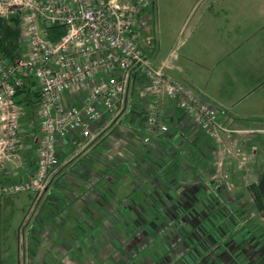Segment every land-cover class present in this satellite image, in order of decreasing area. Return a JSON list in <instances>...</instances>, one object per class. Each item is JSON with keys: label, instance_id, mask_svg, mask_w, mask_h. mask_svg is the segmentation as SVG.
Wrapping results in <instances>:
<instances>
[{"label": "rangeland", "instance_id": "rangeland-1", "mask_svg": "<svg viewBox=\"0 0 264 264\" xmlns=\"http://www.w3.org/2000/svg\"><path fill=\"white\" fill-rule=\"evenodd\" d=\"M157 1L160 34L155 35L154 40H160L163 47L167 49L178 47V52H183L193 43L210 56L213 52L216 53L215 47L239 49L234 57L219 60L222 66L220 69L225 73L223 76L225 94L228 95V103L231 104L229 116L239 118L241 124L246 127L264 129V0H240L241 17L239 25L235 27L234 35L233 31L214 35L199 34L198 36L205 40L204 45L208 47L203 46L200 39V43H195L190 37L192 16H196L194 12H191L190 7L198 2L197 5L200 7L195 9H200L204 6V0ZM150 34L153 35V33ZM212 43L215 47L209 49ZM17 100H23L20 94ZM34 108L26 110V117L20 121L21 126H27ZM123 117L124 114L121 112L104 130L94 135L92 140L95 142L110 130L120 134V138L113 139L114 155L119 159L124 157L121 150L123 133H128L127 130H129L119 128L122 127ZM221 138L219 152L222 155L231 156L232 160L224 161L223 167L226 171L219 174L222 177L231 170L236 172L235 178L225 179L232 184L234 182L233 186L235 185L229 192L223 189L224 192H216V186L212 188L211 183L222 185L221 177L206 178L203 174L197 173L195 180L191 175L183 180L177 178L180 186L176 191L172 190L175 193L173 195L166 192L168 189L165 188L170 189L167 179H161L160 182L165 187L163 192H166L161 196H165L166 199L171 197L172 201L163 199V204H160L157 212L155 209L145 210V213L139 210V213L149 220L150 213L156 212L160 220L155 225H149L147 222L144 224L140 219L141 222L135 221L131 226L126 225L119 218L117 208H120L118 206L120 201L115 196L113 199L106 200V204H101L103 201L96 196L97 194L93 196L85 191L81 194L76 192L81 187L89 189L85 183L90 172H85L87 175L86 179L83 178L82 184L73 174H71V180L68 179L67 182L60 180L63 171L66 172L70 166L74 168L78 156L93 144L84 141L86 145L81 150L78 149L73 157L68 158L64 165L60 164L52 169L50 180L40 197L36 198L31 193H20L0 200V264H264V216L262 214L264 211H260L255 205L248 190L250 185H257L264 171V133L243 136L240 141L246 144L239 148L240 152H236L224 136ZM113 162L116 165L118 161L115 159ZM7 167L10 168L12 165L8 163ZM129 172L132 175V171L129 170ZM238 173L240 175H237ZM139 178L136 183L142 185ZM127 181H129L128 175ZM178 182L172 183V187ZM56 184L61 189L67 188L65 190L73 192V195L69 194V199L62 201L63 204L58 211L53 206H49L50 208L42 214L43 219L54 221V223L51 222L53 228L49 227L48 222L45 221L42 225L38 221L39 225H36V228L35 224L34 227H30L29 220L33 217L36 219L40 215L42 209L40 205L47 201L48 192ZM189 185L196 187L194 191L190 192L188 188H184ZM92 188L99 191L101 195L98 182ZM198 189L202 191L199 195ZM95 200L99 208L106 207L108 226L100 231V227H91L90 224L83 222L76 227L78 231L74 228L75 234L79 233L76 235L77 240L67 239L66 250H63L61 255L52 256L47 252V246L57 233L55 230L58 222L65 213L64 206L72 201L81 208H87L88 204H92ZM32 204L34 208L24 226H21ZM172 205L175 207L173 208ZM204 205L207 208H204ZM214 218H218L217 221ZM27 225L31 236L34 232L38 235L39 243L41 241L43 244L41 249L45 252L44 254L39 249V255L35 259L28 255L29 245L24 236ZM69 229L66 234L71 233V226ZM95 235H100L102 239L110 238L107 252L98 255L97 259L89 251L98 242V238L94 241Z\"/></svg>", "mask_w": 264, "mask_h": 264}, {"label": "built area", "instance_id": "built-area-1", "mask_svg": "<svg viewBox=\"0 0 264 264\" xmlns=\"http://www.w3.org/2000/svg\"><path fill=\"white\" fill-rule=\"evenodd\" d=\"M147 7L152 9L151 0H0V21L12 26L18 20L20 47L19 56L12 59L0 53V176L11 173L8 163L22 166L23 133L32 128L37 133L34 172L14 182L2 181L0 200L20 193L40 197L58 165L57 145L75 136L91 142L95 125L102 130L124 113L136 84L141 90L138 99L148 98L142 142L151 145L156 158L163 154L157 142L168 134L164 99L174 101L181 111L175 135L180 142L176 148L184 156L188 155V150L181 152L188 142L187 126L218 145L224 136L236 152L246 144L240 141L243 136L264 133V129H233L221 123L216 106L168 77L164 66L150 58L138 40L139 33L149 29ZM58 27L64 34L51 42L47 30ZM31 84L38 95L31 115L34 127L23 128L20 121L26 110L17 97L29 92ZM230 177V171L221 177V187L228 192L232 185L225 179ZM98 180L90 174L86 187H94Z\"/></svg>", "mask_w": 264, "mask_h": 264}, {"label": "crops", "instance_id": "crops-1", "mask_svg": "<svg viewBox=\"0 0 264 264\" xmlns=\"http://www.w3.org/2000/svg\"><path fill=\"white\" fill-rule=\"evenodd\" d=\"M151 2L153 5L152 9L149 10L147 7V11H145V16H148L146 27H149V29L147 32L141 31L138 36L140 45L150 58L156 64L164 66V72L168 77L190 87L194 92L216 106L220 113L218 118L221 123H229L230 128L233 129H260L246 127L241 124L239 118L235 119L229 116L231 104L228 103V95L225 94L223 78L225 73L220 69L222 66L219 60L234 57L239 52V49L235 47L233 49L215 47V44L212 43V46L209 45V49H212L211 47L214 46L216 53L213 52L210 56L206 55L200 47H197L196 44L193 43L189 45L186 50L184 49L183 52H178V47L171 49L163 47V43L161 44L160 40H154L155 35L158 33L160 34L158 1L151 0ZM203 2L204 6L200 9H195L196 7H200V5H197L198 2L190 7L191 12L196 14V16H192V24L190 25V37L193 39V42L200 43L199 41L201 40L202 45L206 46L204 45L205 40L202 37L200 38L198 36L199 34L214 35L231 33L233 31L234 35L236 30L235 27L239 25V19L241 17L240 0H204ZM150 33H153V35ZM147 36L152 37L150 42L146 41ZM31 88L29 94L26 93L21 95L22 98H26L24 102L27 103V106H24V111L30 110L35 106V102L33 104L29 102L32 101L31 99H36V97H34L36 88ZM139 91H141L140 84L134 85L123 113L124 117L121 121L122 127H119L130 130H127L128 133H123L124 140L122 141L123 143H121V146H123L121 150L124 157L119 159L114 155L115 149L113 139L120 138V134L114 133L113 131L111 132L110 130L95 142L91 141L93 144L87 147L85 152L78 156L79 158L74 164V168H72V166H70L71 168L69 167L68 170L66 168L67 171H63L60 179L61 181L67 182L68 179L71 178V174H73L77 176L75 177L78 178L82 184L83 178L86 179L87 174H85V172H90L97 176L99 178L98 187L101 195H99V191H96V189L92 188L88 189V191L85 187H81L79 191L76 192L81 194L85 191L93 196L97 194L96 196H99L100 200L103 201L101 204H106V200L113 199L115 196L120 201L118 204L120 208H117L118 216L128 226L133 225L135 221L141 222V220H143L144 224L147 222L149 225H155L158 220H160L156 212L160 208L162 200L166 199L165 196H161L165 188L160 182L161 179H167L170 189L165 188L168 189L166 192L174 195L175 193L173 191H176L180 186L178 180H183L189 175L195 180L198 175L197 173L203 174L206 178H219L221 177L219 173L226 171V168L223 167L224 161L231 159L229 155L220 154L219 145L214 140L210 139L202 132L192 130L188 126L185 128L188 142L181 148V152L188 150V155L184 156L180 153L176 148L180 142L175 133L181 118V111L171 99H164L163 101V121L168 127V134L157 142L163 154L160 158H156L151 145H146L142 142V138L145 137L142 130L143 120L145 118L144 105L148 102V99L147 102H143V100L141 102L137 97ZM73 103L78 105V101L76 100L73 101ZM105 117L108 118V114H106ZM28 124L34 127L32 119H29ZM28 124L25 127H28ZM100 132L101 127L95 125L93 127V133L98 135ZM36 135L37 133H35L33 128L23 133L22 150L20 153L22 166L20 168H16L13 165L10 168L8 167V170L11 171L14 176H12L11 173L7 178L0 176V182H14L25 173L31 174L34 172L36 164V146L33 140ZM84 145H86V143L78 136H75L71 141L59 143L56 152L58 165H64L65 161L73 157L76 151L78 149L81 150ZM229 145H231V142ZM115 159L119 164L118 162H116V165L114 164L113 160ZM129 170L132 171V175ZM230 172L233 174L232 178H235L236 172L234 170ZM68 173L70 175H68ZM127 175L129 181L126 182ZM237 175H240V173ZM138 178L141 179L142 185H137L136 181ZM175 182H178V184L176 186L174 185L175 187L173 186V188L172 183L175 184ZM233 184L231 182L232 187L235 186H233ZM211 186L212 188L216 186V192H224L221 186L214 185L213 183H211ZM184 188H188L191 192L194 191L193 189L196 187H194V185H189V187ZM65 189L67 188L64 187V189H61L58 184L51 188V191L48 192L49 197L47 196V201L40 205L42 208L40 215L36 219L33 217L32 220H29L28 224L30 227H34L35 224L36 228V225H39L38 221L41 223L40 225L45 221L48 222L49 227L53 228L51 222L54 223V221L43 219L42 214L45 213L47 208H50L49 206H53L58 211V208L61 207L60 205L63 204L62 201L68 200L69 194L73 195V192L66 191ZM197 191H199L198 195L200 192L202 193L199 189ZM166 192L164 194H166ZM72 195L71 197H73ZM167 199L169 202L172 201L171 197H167ZM176 203L178 202L176 201ZM88 205L89 207L87 208H81L76 203L69 201L68 204L64 206V209L66 208L65 213L58 222V226L55 230L57 233L49 246H47V252L51 253L52 256H55V254L59 256L63 250H66L67 239L77 240L76 235H79V233L77 232V234H75L74 228L78 227L83 222L87 225L90 224L91 227H100V231L108 226V212L106 207L102 206L99 208L97 200ZM172 207L174 208L175 206L172 205ZM33 208L32 204L23 218L21 226H24ZM204 208L207 207L204 205ZM152 209H155L156 212L153 214L150 213V220L147 219L145 215L139 213V210L145 213V210ZM206 215L209 214L206 213ZM217 219L214 218L215 221H217ZM68 221L69 223H67ZM69 226H71L73 230L71 229V233L66 234V231L70 230ZM28 228L27 225V228L24 230L25 241H27L29 245L28 255L35 259L38 257L40 250L44 252V250L41 249L43 244H41V241L39 243V237L35 234L34 230V234L31 236L28 232ZM76 231H78L77 228ZM95 237L94 241L98 238V242H96L89 251L91 255L97 259L98 255L104 253L106 248H108L107 245L109 244L108 240H110V238L106 237L102 239L100 235H95ZM49 253H46V255H49ZM114 261L113 259V262Z\"/></svg>", "mask_w": 264, "mask_h": 264}, {"label": "trees", "instance_id": "trees-1", "mask_svg": "<svg viewBox=\"0 0 264 264\" xmlns=\"http://www.w3.org/2000/svg\"><path fill=\"white\" fill-rule=\"evenodd\" d=\"M18 26V20L16 19L14 22V25L9 26L6 23L0 21V53L1 55L5 56L6 58L12 59L14 56H19L20 54V47L18 46V36L19 32L17 29ZM64 34L63 28H51L47 30V38L51 42H56L62 35ZM31 87H34V84H31ZM31 89H29L30 91ZM24 93V92H22ZM21 92H19L20 95H22ZM18 94V95H19ZM28 94V92H27ZM37 93H34V97H37ZM26 98L23 97L22 101H19L18 103L25 104L23 106H27V103L24 102ZM31 103L33 104L35 100L31 99ZM24 102V103H23ZM30 102V101H29ZM29 104V103H28ZM261 176V175H260ZM260 179V178H259ZM248 190L250 191L253 201L255 202V205L259 208L260 211H264V204L262 202V199L258 193L257 185L252 184L248 187ZM264 216V213H262Z\"/></svg>", "mask_w": 264, "mask_h": 264}, {"label": "water", "instance_id": "water-1", "mask_svg": "<svg viewBox=\"0 0 264 264\" xmlns=\"http://www.w3.org/2000/svg\"><path fill=\"white\" fill-rule=\"evenodd\" d=\"M257 190L264 204V171L261 173L260 179L257 183Z\"/></svg>", "mask_w": 264, "mask_h": 264}]
</instances>
